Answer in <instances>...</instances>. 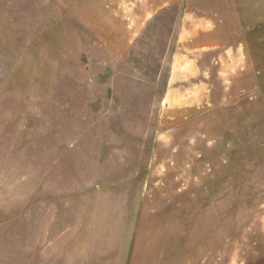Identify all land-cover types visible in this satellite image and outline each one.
<instances>
[{"label": "rangeland", "instance_id": "374dc122", "mask_svg": "<svg viewBox=\"0 0 264 264\" xmlns=\"http://www.w3.org/2000/svg\"><path fill=\"white\" fill-rule=\"evenodd\" d=\"M103 1L0 0V264H252L264 0H247V86L220 49L180 75L182 5L137 29Z\"/></svg>", "mask_w": 264, "mask_h": 264}, {"label": "crops", "instance_id": "0c3cea01", "mask_svg": "<svg viewBox=\"0 0 264 264\" xmlns=\"http://www.w3.org/2000/svg\"><path fill=\"white\" fill-rule=\"evenodd\" d=\"M132 1L135 2V9ZM102 3L105 4V9L113 11L104 13V16L112 14L123 18L133 17L132 23H135L137 29L158 11L173 5H182L184 12L180 17L177 47L195 55L180 54V63L189 64V69L183 68L182 74L173 69L170 80H176L179 74L186 81L190 80L194 66L207 62V50L220 49L223 50L221 63L229 65V77L234 79L232 72H237L234 80H242L247 86V62L251 60V56L247 58V0H104ZM204 50L206 51L203 52ZM252 52L253 59L257 58L262 64L261 57L256 56L255 51ZM262 59L264 62V57ZM236 66H240L241 70ZM245 113L247 112L239 116ZM256 252L250 263L264 264V248Z\"/></svg>", "mask_w": 264, "mask_h": 264}]
</instances>
